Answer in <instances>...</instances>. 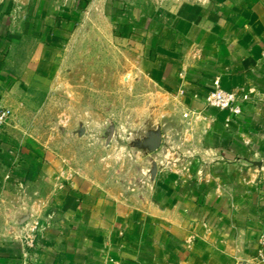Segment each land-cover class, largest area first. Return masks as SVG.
Segmentation results:
<instances>
[{"label":"crops","instance_id":"0c3cea01","mask_svg":"<svg viewBox=\"0 0 264 264\" xmlns=\"http://www.w3.org/2000/svg\"><path fill=\"white\" fill-rule=\"evenodd\" d=\"M0 1L2 21L13 9ZM200 1L150 27L149 72L182 113L181 131H164L165 150L182 156L156 160L133 204L85 180L59 183L35 247L24 246L26 229L4 237L0 264H264L255 258L264 227V0ZM21 33L0 31V42ZM215 79L252 89L241 112L204 104ZM16 168L12 177L24 179Z\"/></svg>","mask_w":264,"mask_h":264},{"label":"rangeland","instance_id":"374dc122","mask_svg":"<svg viewBox=\"0 0 264 264\" xmlns=\"http://www.w3.org/2000/svg\"><path fill=\"white\" fill-rule=\"evenodd\" d=\"M11 1L0 31L24 33L0 42V106L8 110L0 239L53 213L59 183L85 180L133 204L156 160L182 156L166 154L163 135L181 131V106L157 86L149 59L162 17L199 7L196 0ZM17 165L24 179L12 177Z\"/></svg>","mask_w":264,"mask_h":264},{"label":"built area","instance_id":"2783aa9c","mask_svg":"<svg viewBox=\"0 0 264 264\" xmlns=\"http://www.w3.org/2000/svg\"><path fill=\"white\" fill-rule=\"evenodd\" d=\"M252 89L238 88L234 90L223 89L219 80L215 79L212 88L204 96V104L207 107L217 110H226L230 113L241 112L242 105L250 98ZM184 115H188L184 113ZM8 117L7 108L0 106V129L3 127ZM39 222L35 221L30 224L22 235V242L28 249H32L36 245ZM258 247L255 253L257 260H264V227L261 229L258 236Z\"/></svg>","mask_w":264,"mask_h":264}]
</instances>
